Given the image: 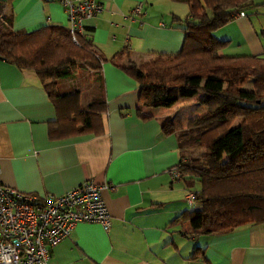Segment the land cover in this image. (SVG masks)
Wrapping results in <instances>:
<instances>
[{
  "label": "crops",
  "instance_id": "crops-1",
  "mask_svg": "<svg viewBox=\"0 0 264 264\" xmlns=\"http://www.w3.org/2000/svg\"><path fill=\"white\" fill-rule=\"evenodd\" d=\"M99 1L103 10L84 18L83 26L102 55L126 46L139 64L180 49L184 33L171 24L182 8L177 1ZM0 8L12 13L15 30L67 24L59 0H12ZM253 9L214 30L228 40L219 53L264 56V4ZM101 70L107 109L100 130L64 135L52 129L57 110L36 74L0 59V181L38 195L61 194L86 179L108 185L101 194L110 227L76 223L52 247L48 264H264V222L200 234L189 220H174L195 206L185 198L187 180L171 177L180 159L177 136L203 106L183 97L146 109L144 117L136 110L138 82L108 60ZM166 119L174 122L171 133L161 128ZM197 247L203 252L192 258Z\"/></svg>",
  "mask_w": 264,
  "mask_h": 264
},
{
  "label": "trees",
  "instance_id": "trees-1",
  "mask_svg": "<svg viewBox=\"0 0 264 264\" xmlns=\"http://www.w3.org/2000/svg\"><path fill=\"white\" fill-rule=\"evenodd\" d=\"M187 3L184 18L172 15L171 24L184 33L180 49L160 52L144 63L130 59L124 46L109 57L102 55L88 33H76L67 24L47 23L32 30H15L13 15L0 8V59L33 71L57 110L52 128L59 134L99 131L107 109L102 61L121 68L139 84L137 113L171 106L194 96L206 109L189 118L177 136L180 159L172 167L188 182L195 206L174 220H189L198 233H223L241 225L264 222V56L226 55L228 44L214 30L240 11L264 4L256 0H174ZM12 0H0V5ZM67 15V13H66ZM172 26V25H171ZM87 32L85 25L83 26ZM84 69L96 95L81 104V89L61 91L55 80L70 78ZM144 117H148L145 115ZM174 131L172 119L162 122ZM201 148L200 154L194 150ZM171 167V168H172ZM197 185V187H195ZM197 247L192 258L202 254Z\"/></svg>",
  "mask_w": 264,
  "mask_h": 264
},
{
  "label": "built area",
  "instance_id": "built-area-1",
  "mask_svg": "<svg viewBox=\"0 0 264 264\" xmlns=\"http://www.w3.org/2000/svg\"><path fill=\"white\" fill-rule=\"evenodd\" d=\"M67 13L75 43L76 33H86L83 19L103 10L99 0H59ZM139 11V9H137ZM243 15V11L235 17ZM177 179L180 172L170 169ZM92 179L61 194L21 192L0 181V264H48L51 249L68 236L78 222H98L108 229L111 217L101 190ZM194 205V193L185 196Z\"/></svg>",
  "mask_w": 264,
  "mask_h": 264
},
{
  "label": "rangeland",
  "instance_id": "rangeland-1",
  "mask_svg": "<svg viewBox=\"0 0 264 264\" xmlns=\"http://www.w3.org/2000/svg\"><path fill=\"white\" fill-rule=\"evenodd\" d=\"M259 1V0H256ZM177 4H180L182 6V8H177L180 10H177V15L180 18H184L187 14H188V5L187 3L184 2H176ZM166 8H171V6H166ZM252 9H250L251 11ZM262 11V9H260ZM1 12V11H0ZM252 12V11H251ZM264 17V13L261 14ZM260 16V15H257ZM263 17H261V19H263ZM130 52V51H129ZM91 74V71L89 72ZM86 70L79 68L78 71L75 73V75L73 77L70 78H60L55 80L56 84H57V88L58 89H63V87H67V86H72V87H79L82 91V95H81V104H85L88 99H90L92 97V94L94 92L97 91V89H94V85L92 80H90L88 74H89ZM70 87V88H72ZM69 88V89H70ZM199 93L195 94L194 96H192V102H195L194 105H201L203 106L202 109L199 107L198 110H201V112H203L206 109V106L202 103H200L197 99ZM190 103V102H189ZM193 114V112H192ZM199 114V113H198ZM195 115H197L195 113ZM193 115V116H195ZM178 119H177V127H180L181 125V115L180 113L177 115ZM202 152L201 148H198L196 150H194V154H200ZM197 187V185H196Z\"/></svg>",
  "mask_w": 264,
  "mask_h": 264
}]
</instances>
